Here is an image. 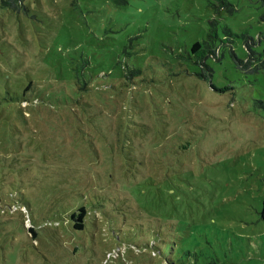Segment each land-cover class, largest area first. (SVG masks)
Segmentation results:
<instances>
[{
    "label": "rangeland",
    "instance_id": "rangeland-1",
    "mask_svg": "<svg viewBox=\"0 0 264 264\" xmlns=\"http://www.w3.org/2000/svg\"><path fill=\"white\" fill-rule=\"evenodd\" d=\"M225 1L0 4V264H264V3Z\"/></svg>",
    "mask_w": 264,
    "mask_h": 264
},
{
    "label": "trees",
    "instance_id": "trees-1",
    "mask_svg": "<svg viewBox=\"0 0 264 264\" xmlns=\"http://www.w3.org/2000/svg\"><path fill=\"white\" fill-rule=\"evenodd\" d=\"M24 0H1L0 4L3 8L19 12L21 9H25V6L23 4ZM119 2V0H115ZM222 5H225L227 9L231 10V5L227 3L225 0H220ZM264 3V0H261ZM122 0H120V3ZM260 20L264 22V12L260 15ZM208 38H212V32L209 33ZM252 43L255 44V41ZM248 50V58L245 61H239L238 64L240 65V68L247 74H253L262 72L264 74V45L262 49L259 50H253L249 46V44L246 45ZM191 52L196 53L198 52L200 55L196 56L198 59H201L206 57L205 55H214L215 51L214 49L210 48V45L206 43V46L201 49V45L199 42H195L191 46ZM257 105L259 108L264 110V100L257 101ZM260 219L264 222V201H262L261 209L259 212ZM70 219L72 222V226L75 229H83L84 222H85V209L83 207H80L79 209L72 212L70 215ZM32 234L33 231L30 228L29 229Z\"/></svg>",
    "mask_w": 264,
    "mask_h": 264
}]
</instances>
